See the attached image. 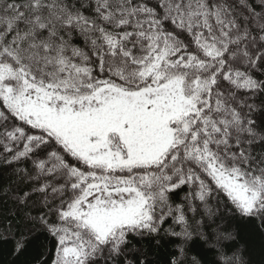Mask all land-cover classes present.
<instances>
[{
    "label": "snow or ice",
    "instance_id": "1",
    "mask_svg": "<svg viewBox=\"0 0 264 264\" xmlns=\"http://www.w3.org/2000/svg\"><path fill=\"white\" fill-rule=\"evenodd\" d=\"M8 264H264V0H0Z\"/></svg>",
    "mask_w": 264,
    "mask_h": 264
},
{
    "label": "trees",
    "instance_id": "2",
    "mask_svg": "<svg viewBox=\"0 0 264 264\" xmlns=\"http://www.w3.org/2000/svg\"><path fill=\"white\" fill-rule=\"evenodd\" d=\"M12 257L7 255V248H0V264H8Z\"/></svg>",
    "mask_w": 264,
    "mask_h": 264
}]
</instances>
